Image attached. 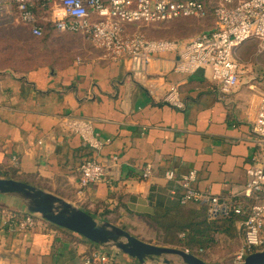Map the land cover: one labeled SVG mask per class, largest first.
Returning <instances> with one entry per match:
<instances>
[{
	"label": "crops",
	"instance_id": "1",
	"mask_svg": "<svg viewBox=\"0 0 264 264\" xmlns=\"http://www.w3.org/2000/svg\"><path fill=\"white\" fill-rule=\"evenodd\" d=\"M175 58L157 53L142 69L127 57L104 56L80 33L47 28L34 37L25 25L0 24V171L147 242L155 233L145 215L179 204L178 179L188 171H195L194 190L238 192L254 148L251 121L264 97V69L223 91L208 69L175 71ZM170 85L178 88L181 109L161 101ZM65 115L90 120L101 147L83 146L61 126ZM89 156L106 173L77 195L78 166ZM144 166L151 170L145 178ZM23 211L19 200L0 195V264H83L93 250L118 264H141L56 225L18 231L4 221Z\"/></svg>",
	"mask_w": 264,
	"mask_h": 264
},
{
	"label": "built area",
	"instance_id": "2",
	"mask_svg": "<svg viewBox=\"0 0 264 264\" xmlns=\"http://www.w3.org/2000/svg\"><path fill=\"white\" fill-rule=\"evenodd\" d=\"M36 0H0L2 11L15 6L18 19L30 25V32L40 36L42 30L33 23L32 2ZM52 7L49 19L58 32L80 33L91 44L110 59L127 57L141 68L150 57L161 52H175L173 69L191 74L197 69H208L209 78L223 91L237 87L242 77L240 64L235 58L237 47L247 40H256L264 50V0H50ZM210 14L214 26L185 41L151 40L139 30L152 24H161L181 18L201 19ZM131 27L134 29L132 30ZM142 68V69H143ZM164 104L181 109L183 101L178 88L170 85L161 97ZM61 126L76 134L83 146L98 150L102 142L94 131L90 120L65 115ZM253 151L250 164L245 170L242 188L229 197L251 200L250 204L237 203L230 199L190 187L195 171L190 170L178 179L183 188L177 201L205 202L208 216L233 212L244 213L240 222L242 241L232 260L240 263L253 251L264 250V97L259 101L251 121ZM116 156L111 160L115 161ZM106 173V166L92 156L78 166L77 195L98 181ZM149 166L142 168L141 176L148 177ZM171 170L164 177L172 179ZM4 221L18 231L46 229L51 223L37 213L26 212L17 218L15 214L4 215ZM112 264V254L93 250L84 256L83 264Z\"/></svg>",
	"mask_w": 264,
	"mask_h": 264
},
{
	"label": "water",
	"instance_id": "3",
	"mask_svg": "<svg viewBox=\"0 0 264 264\" xmlns=\"http://www.w3.org/2000/svg\"><path fill=\"white\" fill-rule=\"evenodd\" d=\"M0 195L14 197L26 212L37 213L53 225L96 245L112 247L141 264L146 260L159 264H212L180 248L141 240L125 228L96 219L71 202L20 180L0 177ZM238 264H264V250L249 253Z\"/></svg>",
	"mask_w": 264,
	"mask_h": 264
},
{
	"label": "trees",
	"instance_id": "4",
	"mask_svg": "<svg viewBox=\"0 0 264 264\" xmlns=\"http://www.w3.org/2000/svg\"><path fill=\"white\" fill-rule=\"evenodd\" d=\"M51 7L52 1L50 0H36L32 2L30 9L34 15L33 23L42 30L40 36L31 34L32 36L42 37L47 28H54L53 22L49 19ZM12 8H14L17 14L14 5ZM20 22L30 30L29 24ZM0 24L6 23L0 22ZM0 175L5 178L15 179L7 170L0 171ZM221 198L237 201V203H251V200L242 197L221 196ZM24 213L25 211L15 212L14 214L17 218H20ZM245 216L244 213L236 214L229 212L227 214L209 217L208 204L199 201H190L184 204L179 203L178 205L168 207H158L151 214L145 215L148 227L152 228L155 233L154 239L148 242L156 245L180 248L204 259L206 250L212 248L211 246L215 244L216 235L231 238L241 234V230L236 228V224L241 222ZM98 217L102 219L103 216L98 214ZM113 259L115 260L114 255ZM112 264H118V262L114 261Z\"/></svg>",
	"mask_w": 264,
	"mask_h": 264
},
{
	"label": "rangeland",
	"instance_id": "5",
	"mask_svg": "<svg viewBox=\"0 0 264 264\" xmlns=\"http://www.w3.org/2000/svg\"><path fill=\"white\" fill-rule=\"evenodd\" d=\"M12 7L2 11L0 22L22 24ZM213 26L214 20L210 14H207L206 17L201 19L181 18L166 23L152 24L139 28V30L147 39L181 42L195 37L202 31L210 30ZM235 58L241 66L242 76L257 73L264 69V50H260L256 40H247L240 44L235 50ZM240 237V234L231 238L216 235L215 244L211 246L212 248L206 250L204 254L205 259L212 264H235L232 256L241 244L242 239Z\"/></svg>",
	"mask_w": 264,
	"mask_h": 264
}]
</instances>
